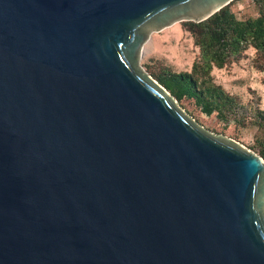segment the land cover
I'll return each mask as SVG.
<instances>
[{
	"label": "water",
	"instance_id": "obj_1",
	"mask_svg": "<svg viewBox=\"0 0 264 264\" xmlns=\"http://www.w3.org/2000/svg\"><path fill=\"white\" fill-rule=\"evenodd\" d=\"M234 0H0V264H264V159L140 66Z\"/></svg>",
	"mask_w": 264,
	"mask_h": 264
},
{
	"label": "trees",
	"instance_id": "obj_2",
	"mask_svg": "<svg viewBox=\"0 0 264 264\" xmlns=\"http://www.w3.org/2000/svg\"><path fill=\"white\" fill-rule=\"evenodd\" d=\"M252 1L257 11L254 17L238 19L231 2L203 22H181L198 50L190 72L149 71L151 76L178 102L191 101L204 117L238 122L237 98L216 85L211 73L239 62L249 50H253V68L264 72V0ZM259 155L264 159V147Z\"/></svg>",
	"mask_w": 264,
	"mask_h": 264
},
{
	"label": "rangeland",
	"instance_id": "obj_3",
	"mask_svg": "<svg viewBox=\"0 0 264 264\" xmlns=\"http://www.w3.org/2000/svg\"><path fill=\"white\" fill-rule=\"evenodd\" d=\"M230 9L238 19L254 17L257 14L252 0H235ZM197 52L189 34L182 29L181 23H177L162 32L152 34L144 45L139 66L150 76L151 71L190 72ZM252 58L253 50H249L246 57L239 62L223 69L214 68L211 73L216 85L237 98L238 122L229 119L220 122L214 115L206 118L191 101L178 102L174 99L184 113L200 126L215 135L236 141L260 157L259 150L264 147V72L253 68Z\"/></svg>",
	"mask_w": 264,
	"mask_h": 264
}]
</instances>
